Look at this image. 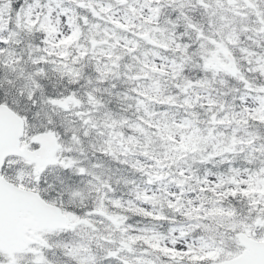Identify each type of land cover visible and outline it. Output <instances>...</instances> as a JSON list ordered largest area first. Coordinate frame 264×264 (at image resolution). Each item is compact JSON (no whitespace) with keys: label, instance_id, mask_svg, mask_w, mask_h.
Wrapping results in <instances>:
<instances>
[{"label":"snow or ice","instance_id":"6c2138e0","mask_svg":"<svg viewBox=\"0 0 264 264\" xmlns=\"http://www.w3.org/2000/svg\"><path fill=\"white\" fill-rule=\"evenodd\" d=\"M0 264H264V0H0Z\"/></svg>","mask_w":264,"mask_h":264}]
</instances>
